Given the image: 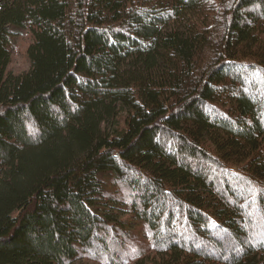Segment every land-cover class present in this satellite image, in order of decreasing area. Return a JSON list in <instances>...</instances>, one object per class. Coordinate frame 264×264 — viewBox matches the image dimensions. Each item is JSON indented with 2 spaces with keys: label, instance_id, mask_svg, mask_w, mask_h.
<instances>
[{
  "label": "trees",
  "instance_id": "1",
  "mask_svg": "<svg viewBox=\"0 0 264 264\" xmlns=\"http://www.w3.org/2000/svg\"><path fill=\"white\" fill-rule=\"evenodd\" d=\"M83 258L264 264V0H0V264Z\"/></svg>",
  "mask_w": 264,
  "mask_h": 264
},
{
  "label": "rangeland",
  "instance_id": "2",
  "mask_svg": "<svg viewBox=\"0 0 264 264\" xmlns=\"http://www.w3.org/2000/svg\"><path fill=\"white\" fill-rule=\"evenodd\" d=\"M30 40L29 35L24 29H21L19 33L14 37V48L11 51L10 63L7 70L13 73L24 71L28 68L29 63L25 55V47ZM249 85V84H247ZM255 94H257L255 92ZM73 264H99L90 259H81Z\"/></svg>",
  "mask_w": 264,
  "mask_h": 264
}]
</instances>
